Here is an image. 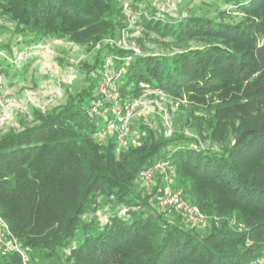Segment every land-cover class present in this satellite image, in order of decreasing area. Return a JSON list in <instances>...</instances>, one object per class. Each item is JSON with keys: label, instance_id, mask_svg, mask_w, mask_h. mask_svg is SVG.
Segmentation results:
<instances>
[{"label": "trees", "instance_id": "trees-1", "mask_svg": "<svg viewBox=\"0 0 264 264\" xmlns=\"http://www.w3.org/2000/svg\"><path fill=\"white\" fill-rule=\"evenodd\" d=\"M125 1L141 33L174 52L116 48L133 32L121 0H0V15L26 47H107L93 69L82 63L84 84L66 91L65 103L0 133V220L18 247H0V264H264V0H217L231 8V22L226 11L221 21L173 20L148 0ZM110 56L123 71L121 103L146 90L179 102L169 137L160 125L142 127L138 144L123 152L111 139L99 142L109 118L92 108ZM26 67L20 74L0 61V76L12 81ZM158 162L169 163L177 188L208 218L205 231L185 228L178 208H166L174 217L167 219L158 201L135 191ZM106 208L100 225L95 215Z\"/></svg>", "mask_w": 264, "mask_h": 264}, {"label": "rangeland", "instance_id": "rangeland-1", "mask_svg": "<svg viewBox=\"0 0 264 264\" xmlns=\"http://www.w3.org/2000/svg\"><path fill=\"white\" fill-rule=\"evenodd\" d=\"M121 2L123 5H127L128 9L123 11V15L127 24L131 22L129 28L133 32L123 33L121 42H116L114 45L116 48L122 51L137 48L146 55L168 54L175 51L172 47L162 48L153 36L145 37L141 33L140 27L134 24L138 21L136 11L131 9L125 0H121ZM148 3L159 16L173 20L194 14L221 21L219 13L226 11L228 16L224 17L223 21H236L235 15H229L231 8L217 0H148ZM12 33L13 26L0 15V61L4 67L9 66V70L13 65L20 74H22L20 70L27 63L23 76H18L12 81L5 76H0V133L10 130L17 131L20 129L21 123L31 125L34 110L46 111L65 103L66 91L77 90L83 86L85 72L93 69L97 58L99 59V53H103L107 49L106 43L88 48L57 40L26 47L21 43V38L14 37ZM139 40H141L140 45L137 44ZM119 43H121L120 46H118ZM190 46L193 47V44ZM82 63L87 64V70L81 69ZM96 95L100 100L93 101V105L96 106L99 117H108L110 121L116 123H114L116 132L100 138L101 144H106L111 139L116 143L119 152H123L138 144L142 127L154 132L158 131L161 125L166 137H169V133L173 132V120L180 104L172 101L166 95L147 90L138 98L128 100L125 105L119 98L114 101L101 97L98 92ZM129 105H133L134 110L130 112V116L126 120L128 134L120 142L118 140L119 127L123 121L125 122L124 118L128 112L127 109L130 108ZM105 127L106 125L100 126L101 132L105 130ZM185 135L191 137L187 131H185ZM169 184L171 190L181 191L182 199L188 206L200 212L195 206L190 205L182 190L177 188L175 174ZM135 191L142 196L151 195L149 201H158V211L166 213L167 219L174 218L168 213L171 209L162 208L159 204L165 192V181L159 172L155 171L150 180L138 178L135 181ZM174 208L177 209V207ZM106 211L107 208L95 215L96 221L100 225L106 224ZM128 211L129 209L122 208L119 215L124 216ZM182 220L185 228L191 227L186 223L184 217ZM208 226L209 224L203 228H196V230L203 232Z\"/></svg>", "mask_w": 264, "mask_h": 264}, {"label": "built area", "instance_id": "built-area-1", "mask_svg": "<svg viewBox=\"0 0 264 264\" xmlns=\"http://www.w3.org/2000/svg\"><path fill=\"white\" fill-rule=\"evenodd\" d=\"M126 9H128L127 5L124 4L123 11L124 10L126 11ZM128 25L130 26L131 22ZM108 43L114 44L113 42H108ZM120 44L121 43H119L118 46H120ZM128 50L134 53H139V50L137 48L136 49L129 48ZM115 60H118V59L116 57H111V56L105 59L104 67H103L104 69L102 71V81L100 82L97 88V92L98 94H100L101 97H104L109 100H114V101L119 98L117 81L119 77L123 75L122 70H115V71L113 70L112 66ZM129 107H128L129 109H127L128 112H126L125 114V118H124L125 122L123 121V123H121L119 127L120 134L118 135V140L120 142H122L123 138L128 134V127H127L126 120H128L130 116V112L134 110L133 105L132 106L129 105ZM92 113L94 115H99L97 113L96 106H93ZM114 123H115L114 121L109 120V122L106 124L105 130L100 132L101 138H103L104 136L110 135V133L116 132ZM170 134L171 133H169V135ZM155 171L159 172L165 181V192H164L163 199L160 200V203H159L160 206L162 208L177 207L183 213L186 223L189 224L191 227H194V228L205 227L208 224V218L202 213L188 206L183 201L182 193L180 190H175V191L171 190L169 183L171 182V178L174 177L175 173L168 162H158L152 165L151 167L143 171L140 174L139 178L143 180H150ZM7 234H8L7 227L0 220V247L4 248V250L6 251H17L18 247H17L16 241L12 239L5 240V236Z\"/></svg>", "mask_w": 264, "mask_h": 264}]
</instances>
